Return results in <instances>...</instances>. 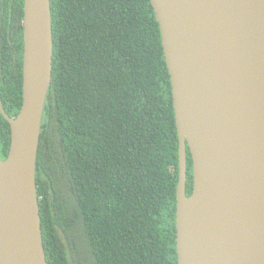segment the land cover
Segmentation results:
<instances>
[{
    "label": "trees",
    "instance_id": "1",
    "mask_svg": "<svg viewBox=\"0 0 264 264\" xmlns=\"http://www.w3.org/2000/svg\"><path fill=\"white\" fill-rule=\"evenodd\" d=\"M36 161L48 264H177L179 138L150 0H50ZM24 0H0V98L22 105ZM11 142L0 112V157ZM187 194L193 188L187 148Z\"/></svg>",
    "mask_w": 264,
    "mask_h": 264
},
{
    "label": "water",
    "instance_id": "2",
    "mask_svg": "<svg viewBox=\"0 0 264 264\" xmlns=\"http://www.w3.org/2000/svg\"><path fill=\"white\" fill-rule=\"evenodd\" d=\"M179 138L177 264H264V0H150ZM22 105L0 157V264H48L36 161L52 79L50 0H24ZM187 148L193 188L187 194Z\"/></svg>",
    "mask_w": 264,
    "mask_h": 264
}]
</instances>
